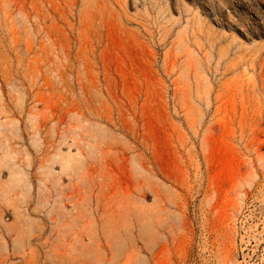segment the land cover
I'll list each match as a JSON object with an SVG mask.
<instances>
[{
    "label": "rangeland",
    "instance_id": "obj_1",
    "mask_svg": "<svg viewBox=\"0 0 264 264\" xmlns=\"http://www.w3.org/2000/svg\"><path fill=\"white\" fill-rule=\"evenodd\" d=\"M0 264H264V0H0Z\"/></svg>",
    "mask_w": 264,
    "mask_h": 264
}]
</instances>
